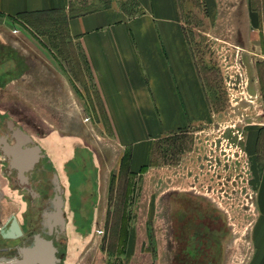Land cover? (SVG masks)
Instances as JSON below:
<instances>
[{
    "label": "rangeland",
    "instance_id": "obj_1",
    "mask_svg": "<svg viewBox=\"0 0 264 264\" xmlns=\"http://www.w3.org/2000/svg\"><path fill=\"white\" fill-rule=\"evenodd\" d=\"M247 4L177 0L204 116L155 140L145 135L148 160L132 166L129 139L93 113L97 100L65 15L0 14V132L10 121L35 141L51 130L69 146L63 164L75 194H67L58 264H264L255 209L264 167V0L249 3L258 19ZM45 166L42 179L59 173ZM2 169L8 204L0 201V218L15 208Z\"/></svg>",
    "mask_w": 264,
    "mask_h": 264
},
{
    "label": "crops",
    "instance_id": "obj_2",
    "mask_svg": "<svg viewBox=\"0 0 264 264\" xmlns=\"http://www.w3.org/2000/svg\"><path fill=\"white\" fill-rule=\"evenodd\" d=\"M198 1L207 5L217 0ZM242 1L248 3L250 18L258 19V12L249 6L250 0ZM45 11H59L65 15V33L79 47L89 72L97 100V110L93 113L108 116L112 130L118 132L119 137L129 139L128 144L133 148L131 166L134 163L143 165L148 160L150 145L142 139L145 135L155 140L163 132L181 129L189 120L204 116L202 85L178 19L177 0H0V14L5 16ZM10 129L13 137H4L6 147L16 146L14 134L17 131L27 137L19 145L20 152L37 149L34 164L38 162L39 165L34 174H22V179L32 186L30 193L41 195L44 206L36 217L31 210L28 218L25 214L27 203L20 197L21 185L14 184L18 187H8L9 191L3 193L10 195L8 202L15 208L0 218V253L14 249L17 252L0 254L3 260L0 264L9 259L20 261L18 252L31 245L25 246L17 236L5 237L11 221L15 222L20 236L27 234L36 221L45 222L57 212L67 225L68 186L70 195L75 194L71 177L64 172V156L69 146L65 148L59 135L49 131L58 136L57 141L49 137L50 133L42 132L37 135V143L23 127L12 123ZM47 163L55 165L59 173L56 171L42 179L40 175L45 172ZM12 177L17 178L16 173ZM15 198L18 201L14 202ZM5 200V196H0V201L8 204ZM255 209L264 225V167L256 185ZM36 233L35 238L49 242L53 248L50 238L38 230ZM9 240L19 243L5 245Z\"/></svg>",
    "mask_w": 264,
    "mask_h": 264
},
{
    "label": "flooded vegetation",
    "instance_id": "obj_3",
    "mask_svg": "<svg viewBox=\"0 0 264 264\" xmlns=\"http://www.w3.org/2000/svg\"><path fill=\"white\" fill-rule=\"evenodd\" d=\"M11 126H8L7 122L4 123L3 125V131L0 132V135L4 138L6 136V139H10L13 137V134L11 133ZM4 147L3 144L0 142V163L3 165V169L1 171L2 173V177H4L7 180L8 186L9 187H18L15 186L14 184H20L21 185V189L23 191V193L25 194V198H27V206L28 208L30 207V210L36 211V207H39V211H41L42 207L44 206V200L42 199L40 194H32L30 193V188H32V186L30 187V185L28 186V184L25 182H21L19 180V178L16 177H12V175H14L13 170L9 169V162H8V157L7 155L4 153ZM39 165V163L37 162L36 164H33L31 166V168L24 172L23 174H34V172L37 169V166ZM61 173L63 174V171L61 170ZM51 184H53V181L50 182ZM27 190V191H26ZM70 186H68L67 188V194L70 195ZM38 215V214H37ZM29 231L27 232V234H25L24 236H17L19 237V239H22V241H24L25 246L32 244L34 239H35V234L36 231H40L41 234L47 238H50L52 240V244H53V256L55 258V261L53 262V264H58L61 260L60 257V252H59V246L63 244L64 242V233L66 231V224H64V222L61 220V222H59L58 218L54 219L51 218V220H48V218H46L45 222H35V225H31L29 228ZM17 252L15 249L14 251H6L0 254H13ZM18 255L20 256V260H22V255L21 253L18 252ZM33 264H39L38 262L34 261Z\"/></svg>",
    "mask_w": 264,
    "mask_h": 264
},
{
    "label": "water",
    "instance_id": "obj_4",
    "mask_svg": "<svg viewBox=\"0 0 264 264\" xmlns=\"http://www.w3.org/2000/svg\"><path fill=\"white\" fill-rule=\"evenodd\" d=\"M8 126H11V122H7ZM15 138H16V146L14 147H6L4 145V138H0V142L3 144L4 147V153L8 157L9 162V169L16 172L17 178L21 182H24L22 179V174L26 171H28L31 166L36 162L37 160V149L35 148L33 151H27V152H20L19 145L23 143L25 140H27V137L24 135H21L19 132H15ZM22 156V157H21ZM26 161L24 163L21 161ZM21 159V160H20ZM56 205H59V200L56 199ZM55 205V206H56ZM48 218H54L59 220L61 222L59 213L57 212L55 215H52ZM16 236H19L18 228L14 221H11L10 229L7 234H5L6 238H15ZM53 251L51 244L49 242H45L43 240H40L38 238H35L33 243L30 245L29 248H24L20 250V253L22 255V260L12 262L10 259L6 261L4 264H33L34 261L38 262L39 264H53L55 261V258L53 257ZM3 260L0 259V262Z\"/></svg>",
    "mask_w": 264,
    "mask_h": 264
}]
</instances>
